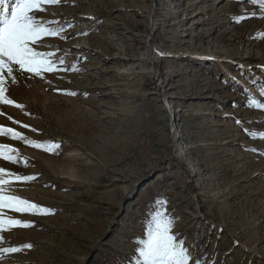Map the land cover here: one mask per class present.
Segmentation results:
<instances>
[{"label": "rangeland", "instance_id": "374dc122", "mask_svg": "<svg viewBox=\"0 0 264 264\" xmlns=\"http://www.w3.org/2000/svg\"><path fill=\"white\" fill-rule=\"evenodd\" d=\"M40 8L35 16L65 31L35 50L75 70L8 80L6 95L23 108L0 103V125L45 148L0 134V145L18 150V163L0 158V168L34 178L0 174L13 181L0 195L53 214L0 207V219L33 225L3 226L0 248L32 247L0 253V264H135L134 241L146 239L157 198L177 218L173 234L195 239L207 264H264V108L245 106L264 91L260 6L41 0ZM244 12L257 18L236 23Z\"/></svg>", "mask_w": 264, "mask_h": 264}, {"label": "snow or ice", "instance_id": "6c2138e0", "mask_svg": "<svg viewBox=\"0 0 264 264\" xmlns=\"http://www.w3.org/2000/svg\"><path fill=\"white\" fill-rule=\"evenodd\" d=\"M43 3L49 5H56L61 0H42ZM235 2V0H234ZM242 3H251L252 5H259L261 10L260 19H264V0H241ZM41 0H0V103L7 105H14L17 108H23L22 105L17 104L14 100L8 98L6 95V84L10 79L12 83L16 82L17 74L24 73L41 75L43 72L54 71H73V68H62L64 64V57H60L57 61L53 58V54H42L35 50L34 45H37L41 38L45 35H60L65 31V26L49 27L34 15L40 8ZM257 18L256 13L250 15L247 12L241 13L239 16H234L236 23L246 22L248 19ZM58 22H48V24ZM69 24L67 27H71ZM87 32L78 35H87ZM66 39V37H62ZM65 94L76 95L77 93L65 91ZM259 99L251 96H246V105L255 107L257 109L264 108V91L257 93ZM234 106H239L234 104ZM0 114H3L0 112ZM11 120L12 118L9 117ZM19 124L20 127L30 129L33 132L37 129L31 128L30 125L21 124L19 121H13ZM237 125L244 122L235 120ZM246 134L248 130L245 129ZM7 134L14 140L23 141L26 145L34 148H45L44 142L34 141L28 139L23 133L12 129L5 128L0 125V134ZM251 136H256L257 133H250ZM259 136L264 139V133H259ZM7 147L10 154L3 155V149ZM18 150L11 146L0 145V158L8 160L9 162L18 163L14 160L11 153H16ZM255 151V149H252ZM7 174L13 177L15 181H28L34 179L33 177H24L16 173L7 172L6 169L0 168V174ZM12 180L5 181L0 177V186L5 183H12ZM167 201L157 198L153 201V207L156 210L150 209L146 213V239H136L134 243L139 245L134 249L136 255L135 264H207V252L201 253L197 256L199 251L196 240L193 239L191 244H188L187 236H180L173 234L172 229L175 225L176 219L166 211L159 210L160 206H166ZM7 205L9 210L18 213H30L33 215L53 214L50 209H43L39 205L33 204L29 201L20 199L18 197L0 195V207ZM7 224L11 227H31L30 221H22L18 219H0V232L3 231V226ZM222 231V230H221ZM0 242H3V237L0 235ZM238 244L237 242H234ZM23 247L31 248L32 245L27 244L21 247H4L0 248V253H15L21 251ZM200 247H203L201 245ZM129 261L131 258H127ZM215 264V261H212Z\"/></svg>", "mask_w": 264, "mask_h": 264}]
</instances>
